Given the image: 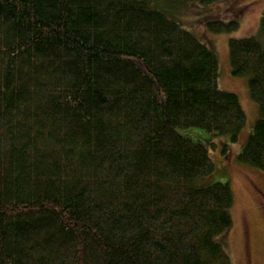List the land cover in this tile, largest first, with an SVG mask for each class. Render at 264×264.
<instances>
[{
	"label": "trees",
	"instance_id": "16d2710c",
	"mask_svg": "<svg viewBox=\"0 0 264 264\" xmlns=\"http://www.w3.org/2000/svg\"><path fill=\"white\" fill-rule=\"evenodd\" d=\"M223 1L0 0V264H230L231 189L178 132L236 142L246 116L172 15ZM228 57L260 112L238 161L264 170V12Z\"/></svg>",
	"mask_w": 264,
	"mask_h": 264
},
{
	"label": "rangeland",
	"instance_id": "374dc122",
	"mask_svg": "<svg viewBox=\"0 0 264 264\" xmlns=\"http://www.w3.org/2000/svg\"><path fill=\"white\" fill-rule=\"evenodd\" d=\"M174 8L173 19L216 55L218 88L236 95L246 116L236 142H231L228 135L216 136L200 128L181 129L178 133L208 151L214 170L202 179V185L227 183L231 189V225L216 238L228 255L229 263L264 264V170L238 161L260 112L249 96L247 78L232 75L228 57L230 39L259 37L264 0H225L212 5L182 2ZM230 21L238 24L235 31L215 34L208 30L207 23Z\"/></svg>",
	"mask_w": 264,
	"mask_h": 264
}]
</instances>
